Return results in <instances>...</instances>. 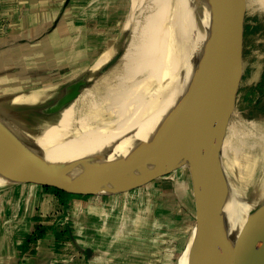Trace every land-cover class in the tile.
<instances>
[{"label":"water","instance_id":"water-1","mask_svg":"<svg viewBox=\"0 0 264 264\" xmlns=\"http://www.w3.org/2000/svg\"><path fill=\"white\" fill-rule=\"evenodd\" d=\"M192 2L188 48L171 88L172 98L142 153L40 143L39 134L17 120L0 117V161L21 181L90 191L142 186L183 163L200 186L197 194L204 213L197 223L198 234L210 208L214 229L223 242L211 244L190 264H264V192L255 199L244 198L229 179L220 152L228 87L230 83L238 86L241 74L235 31L237 17L244 11L236 8L235 0ZM89 74L65 89L44 113L61 112L71 104ZM237 203L247 210L238 211L232 226L231 213ZM193 248L194 243L187 244L183 254L188 251L190 258Z\"/></svg>","mask_w":264,"mask_h":264},{"label":"crops","instance_id":"crops-1","mask_svg":"<svg viewBox=\"0 0 264 264\" xmlns=\"http://www.w3.org/2000/svg\"><path fill=\"white\" fill-rule=\"evenodd\" d=\"M123 1L0 0V88L11 86L5 92L15 97L47 88L58 93L57 86H62L47 106L54 104L66 87L55 81L66 78L71 83L88 74L95 60L108 52L116 25L127 24L130 12H124ZM240 63L242 74V55ZM44 102L40 97L33 109L37 111ZM186 168L198 193L200 186L191 168ZM146 186L90 191L21 181L2 189L0 264L142 262L146 245L152 246L161 225L159 204L149 210ZM150 231L155 238H146ZM132 242L142 251L138 248V255L130 260L127 251ZM88 249L93 252L90 256ZM177 259L172 256L165 264H175Z\"/></svg>","mask_w":264,"mask_h":264},{"label":"bare ground","instance_id":"bare-ground-1","mask_svg":"<svg viewBox=\"0 0 264 264\" xmlns=\"http://www.w3.org/2000/svg\"><path fill=\"white\" fill-rule=\"evenodd\" d=\"M143 2L144 0L141 2L138 0L140 4ZM171 2H174V7L172 5L174 12L169 21V16L166 17L167 20L165 18L158 21L159 12L166 13ZM235 4L238 10L246 11L248 6L252 11L264 12V0H235ZM137 6V0H133L129 21L134 18L139 9ZM192 9L191 0H162L155 11L147 1L144 2L139 31L129 49L126 61L120 66V76L116 78L117 81L114 77L99 80L94 87L86 91L77 109L70 106L63 111L60 122L49 124L44 119L33 120L28 112L34 104L39 102L40 97L46 101H54L55 96L59 95L55 88L30 91L12 99L3 100L0 102V117L16 118L18 123L41 136L40 143L58 142L67 147L88 150L109 149L118 152L131 150L142 153L145 143L171 101V88L188 48ZM152 41L155 47L147 52L146 47ZM179 41L183 42L180 48L176 49ZM112 55L113 51L109 50L93 68L102 66ZM152 65L154 70L151 75L138 78V74ZM125 70L131 73L124 76ZM149 84L153 86L150 97L147 100L141 99L140 95ZM59 91L63 90L59 89ZM73 113L76 115V136L70 134L67 126ZM225 143L228 144L227 139L224 145ZM260 156L250 159L251 172L257 168L259 172L262 168L264 169V149ZM260 179L264 181V176L261 175ZM21 180L23 178L20 175L0 161V190ZM261 185L258 184L255 189L257 190ZM239 210H247V208L237 203V207L231 213L232 226L236 219L238 220ZM187 244L190 245L191 242ZM211 244L223 245V242L214 229L209 208L204 216V227L197 236L190 258H188V251L183 254V250L181 257L179 256V264H187L188 261L197 259Z\"/></svg>","mask_w":264,"mask_h":264},{"label":"rangeland","instance_id":"rangeland-1","mask_svg":"<svg viewBox=\"0 0 264 264\" xmlns=\"http://www.w3.org/2000/svg\"><path fill=\"white\" fill-rule=\"evenodd\" d=\"M146 1L154 8V11L157 9L158 4L162 2V0H144V2ZM144 2L140 4L137 0L139 9L136 11L134 18L130 21L128 20V24L125 26L116 25L114 33L109 37L106 48V51L112 50L113 55L102 66L89 71V79L82 85L80 95L66 108L70 106L76 108L86 91L94 87L99 80L107 79V77H114V80L118 79L120 66L126 61L129 49L132 43L135 42L139 31L143 17ZM123 5L125 7L124 12H132V5L129 9V0H124ZM172 5L174 7V2H171L170 8L165 11L166 13L163 11L159 12L158 21L168 16L169 21L174 12ZM129 25L132 26L129 27ZM235 34L237 39L236 46L240 49L245 71L239 78L238 86L234 87V84L230 83L228 87L229 93L224 111V124L222 123L220 129V152L228 177L234 187L241 192L244 198L255 199L264 192V181L260 179L261 175L264 176V169L260 168L262 171L259 172L260 170L257 168L251 172L249 164L250 159L259 157L264 149V145L262 146L264 144V12L252 11L247 6L244 15L240 14L237 17ZM182 42H178L176 49L180 48ZM154 47L153 41L148 43L147 52ZM99 59L100 57L93 64L95 65ZM153 70L154 65L149 66L143 73L138 74V78L151 75ZM123 72L124 76L131 73L127 72V70ZM66 80L68 79L59 78L55 82L60 85H66L65 89H68L74 81L66 83ZM7 87L11 86L8 85ZM7 87L0 88V102L10 99L14 95L5 92L8 90L6 89ZM152 88L151 84L147 85L140 98L147 100L151 95ZM57 89L63 90L62 86H57ZM51 103L52 101H46V104L38 106L43 110L36 111L30 108L28 111L29 117L38 121L44 119L49 124L60 122L65 109L52 115L44 113L46 110L44 108ZM10 119L16 120V118ZM75 125L76 115L73 113L72 119L67 125L68 129H70V134L73 136L77 135ZM226 139L228 144L225 143L224 145ZM183 166L179 167L178 170L165 171L161 176L167 177L159 178V180L155 179L144 187L149 196V201L147 200L149 210L152 208L151 205L159 204L157 205V221L161 223L160 226H157V242L153 231L147 233L149 235L146 238H155V240L152 241V246L146 245V252H143L142 258L148 261L146 264L150 262L151 264H165L172 256L177 259L187 245L186 243H195L198 234L197 223L201 219L204 209L200 205L196 188L191 182L190 173L186 165ZM258 184L262 185L256 190L255 187ZM138 248L141 250V247L135 242L128 245L127 252L130 260L136 258L138 254L135 251ZM174 249H177V251ZM144 260L137 262L135 259L130 261L129 264H141ZM187 264H190V261Z\"/></svg>","mask_w":264,"mask_h":264}]
</instances>
